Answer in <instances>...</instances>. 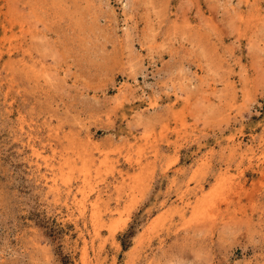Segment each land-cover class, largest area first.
Masks as SVG:
<instances>
[{"label": "rangeland", "instance_id": "obj_1", "mask_svg": "<svg viewBox=\"0 0 264 264\" xmlns=\"http://www.w3.org/2000/svg\"><path fill=\"white\" fill-rule=\"evenodd\" d=\"M0 264H264V0H0Z\"/></svg>", "mask_w": 264, "mask_h": 264}, {"label": "bare ground", "instance_id": "obj_2", "mask_svg": "<svg viewBox=\"0 0 264 264\" xmlns=\"http://www.w3.org/2000/svg\"><path fill=\"white\" fill-rule=\"evenodd\" d=\"M34 155L35 157L40 158V155L36 154L35 151H34Z\"/></svg>", "mask_w": 264, "mask_h": 264}]
</instances>
